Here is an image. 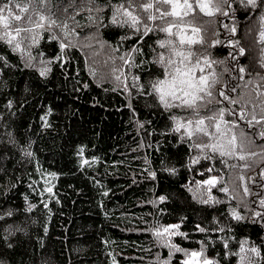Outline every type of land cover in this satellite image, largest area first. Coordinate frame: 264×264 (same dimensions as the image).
Instances as JSON below:
<instances>
[{
    "label": "trees",
    "instance_id": "16d2710c",
    "mask_svg": "<svg viewBox=\"0 0 264 264\" xmlns=\"http://www.w3.org/2000/svg\"><path fill=\"white\" fill-rule=\"evenodd\" d=\"M121 3L125 0H51L45 11L57 23L36 29V43L23 40L14 50L15 41L0 39V264H162L169 249L154 232L176 224L186 236L170 237L171 242L189 251L203 248L216 264H241L233 254L241 246L245 253L258 248L260 257L247 254L264 264L259 106L264 96H257L264 93L262 10L230 0L227 16L208 17L194 4L185 17L192 20L184 28L187 36L192 27L201 29L204 43L192 47L207 51L211 63L202 65L204 74L219 81L213 93L221 103L210 107L224 108L228 122L221 124L219 140L214 127L211 137L190 140L183 129L173 131L172 116L187 113L165 109L149 94L162 72L155 61L165 49L157 41L166 36L144 35V26L155 28L162 21L148 20L149 13L135 8L130 10L140 31L114 24V8ZM150 14L158 15L154 9ZM216 40L220 43L209 47ZM236 40L244 56L229 44ZM220 91L253 103L230 104ZM241 111L247 119L239 118ZM253 112L261 123L248 124ZM210 114L201 110L202 116ZM233 121L238 127L229 132ZM233 132L237 143L244 134L245 154L257 155L241 161L193 146L220 143L227 149ZM213 177L214 186L204 183ZM233 212L242 218L236 220ZM183 259L176 253L171 264Z\"/></svg>",
    "mask_w": 264,
    "mask_h": 264
},
{
    "label": "snow or ice",
    "instance_id": "6c2138e0",
    "mask_svg": "<svg viewBox=\"0 0 264 264\" xmlns=\"http://www.w3.org/2000/svg\"><path fill=\"white\" fill-rule=\"evenodd\" d=\"M51 0H6L3 6H0V39L5 40L9 45L14 44V50L20 49L23 40H31L33 43L37 41L36 29L50 30L53 25H56V20L52 18V15L46 14V9ZM90 3H95V0H90ZM125 3L128 7H125ZM125 3H121L114 8L112 23L129 24L130 27L140 31L138 25L140 21L137 16L133 15V11L130 9L139 8L144 13H149L148 20L162 21L160 25L155 28L144 26V35L149 32L158 31L165 33L166 38L157 41L160 49H165V52L158 53L155 63L159 64L162 72L161 78L156 79L151 83L152 92L149 94L154 95L159 104L165 109L178 108L187 115L182 117L172 116V120L175 123L173 131L181 132L183 129V135L188 139L196 137L202 139L203 137H211L212 133L209 132V127H214L216 133H219L220 137L224 136V132L221 130V124L227 125L228 122L224 120L225 109L224 108H212L210 105L221 103L213 93V88L219 82L215 74L205 75L204 67L202 65L210 66V61L206 49L204 51L194 50L193 45H203V38L200 37L201 29L199 27H192V36L189 37L184 33V28L192 24V20H185L195 8L200 13L208 17H213L217 13L221 15H228V12L224 10L225 6L231 7L230 0H194V4L189 0H125ZM240 3L247 8L253 10L261 9V31L259 40L264 44V0H240ZM12 5L10 7L9 5ZM13 8L17 9V12L13 11ZM155 10L158 15L150 14V10ZM92 9L90 8L89 11ZM99 7L96 11H100ZM171 18V19H169ZM196 17L193 16V20ZM91 19V17H90ZM67 28V24L62 25ZM227 27V26H225ZM177 29V31H173ZM231 34H235L236 28L229 29ZM17 37H21L17 40ZM177 38V39H174ZM220 41L216 40L209 47L219 44ZM229 44L235 48H238V55L244 56L245 49L240 47V41H229ZM66 45L61 44V49ZM236 57L233 56V59ZM124 59V57H121ZM261 66L264 67V60L261 62ZM245 68H239V72L243 73ZM47 69L41 71V75H46ZM199 73V75L197 74ZM116 81L120 80V76L115 77ZM138 79V78H136ZM264 80V77H260ZM251 83V81H249ZM230 91H235V88H231ZM220 97L228 101L230 104L241 103L246 106L249 103H253L251 99H245L244 96L238 99H230L224 91L218 93ZM257 96H264V93H257ZM260 111L264 114V101L260 102ZM201 110H206L211 113L210 115L202 116ZM240 119H247L246 114L241 111ZM264 119V115L261 116ZM208 121L206 124L205 121ZM259 124L261 120L256 119V115L253 112L251 119H248V124ZM238 127L233 121L232 125L228 127L227 131L232 132V129ZM243 133H240V141H238L237 135L233 132L227 143L229 148H225L220 143H194V147L203 149L210 148L213 152H219L220 156L237 157L241 161L248 160L251 156L257 155L256 152H249L245 154V141L243 139ZM260 136L264 138V131L260 132ZM248 143H252L248 141ZM237 148L240 149L237 154ZM87 163V162H85ZM235 167V166H233ZM244 167H249L245 164ZM211 171V169H209ZM154 177V173L152 174ZM238 179L243 180V176H239ZM205 184L215 185L217 180L213 177L210 180L204 181ZM227 192V188L221 189ZM50 191V189H49ZM249 191L245 187V192ZM160 200H164V197H160ZM208 203V200L202 201ZM260 204L264 207V199L260 200ZM11 215V213H8ZM260 215V213H257ZM233 216L236 220H240L242 217L233 212ZM179 225H170L168 227L157 228L154 235L161 241L163 247L169 249V257L164 260L162 264H171L172 256L176 253H183L185 259L180 264H216L215 261L207 258L203 248L200 250L189 251L171 242L170 237L173 236H186L185 233L178 231ZM199 228V226H197ZM223 229H221L222 231ZM199 231L204 232L205 229L199 228ZM242 243H247L246 241ZM227 247V244L224 245ZM247 253L255 254L256 257H260V250L256 247L249 248ZM247 253L243 246L240 248L239 253H233L240 256L241 264H257V262ZM158 264L160 262L158 261Z\"/></svg>",
    "mask_w": 264,
    "mask_h": 264
},
{
    "label": "rangeland",
    "instance_id": "374dc122",
    "mask_svg": "<svg viewBox=\"0 0 264 264\" xmlns=\"http://www.w3.org/2000/svg\"><path fill=\"white\" fill-rule=\"evenodd\" d=\"M208 258V257H207Z\"/></svg>",
    "mask_w": 264,
    "mask_h": 264
}]
</instances>
